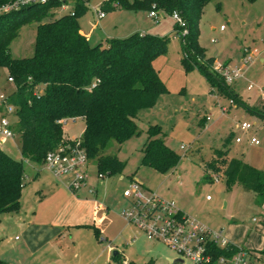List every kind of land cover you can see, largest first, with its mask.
Returning a JSON list of instances; mask_svg holds the SVG:
<instances>
[{
  "label": "rangeland",
  "instance_id": "rangeland-1",
  "mask_svg": "<svg viewBox=\"0 0 264 264\" xmlns=\"http://www.w3.org/2000/svg\"><path fill=\"white\" fill-rule=\"evenodd\" d=\"M105 1L89 0L86 11L78 18L81 28L89 34L90 43L109 44L111 39L136 32L169 36L168 51L153 62L168 92L160 95L153 108L140 111L139 135L123 144L112 141L106 149L105 153L116 154L124 162L121 173L106 174L99 179L96 161H90L88 184L97 188L95 194L83 188L77 195L66 183L54 179L43 164L24 160L23 206L17 214L1 215L0 251L12 259V264H40L28 258L26 248L23 255L21 248L15 246L27 238L24 226L29 224L33 244L38 245L37 257L41 260V254L43 261L52 260L55 264H114L117 259L109 247L119 251L118 260L128 258L136 264H193L190 260L171 262L170 259L179 257L177 251L148 240L135 227L127 225L121 211L129 206L124 192L130 188L132 179L146 190L176 201L179 207L185 206L190 212L188 215L210 228L225 233L233 223L245 230L249 240L254 239L255 244H259L264 237L260 229L264 226V200L209 165L216 154L223 151L227 158L243 159L264 171V117L248 112L243 104L231 107V98L218 89L213 91L204 70L195 64L187 68L183 61L186 56L184 38L175 34L176 21L172 13L159 10V20H156L148 16V9L116 5L99 22L96 8H101ZM69 9V6L57 9V17ZM37 25L31 22L22 26L10 45L14 58L33 56ZM199 27V42L206 58L215 59L214 66L242 67L244 47L256 51L251 62L242 67V78L230 86L238 84L239 95L264 115V101L259 93V88L264 86V62L259 60L260 56L264 57V0H210L204 7ZM8 75V69L0 67V92L6 95L16 87L8 80ZM251 84L253 88L248 89ZM221 106L228 111L222 113ZM244 120L253 124L248 132L240 128ZM154 124L162 127L164 141L179 156L177 164L168 171L143 163L148 129ZM84 127L82 118L67 119L64 123V130L71 139L80 138ZM230 133L234 135L225 143ZM238 134L243 137L240 143L235 140ZM252 136L259 140L258 144L251 142ZM0 146L21 159L19 136L14 140L0 139ZM42 177H48L49 186L41 183ZM207 196L212 200L208 201ZM99 202L111 207L107 212L95 214V205ZM44 231H50L55 238L42 242L48 236L41 234ZM136 236L138 239L133 241Z\"/></svg>",
  "mask_w": 264,
  "mask_h": 264
},
{
  "label": "trees",
  "instance_id": "trees-1",
  "mask_svg": "<svg viewBox=\"0 0 264 264\" xmlns=\"http://www.w3.org/2000/svg\"><path fill=\"white\" fill-rule=\"evenodd\" d=\"M12 1L0 0V6ZM209 1L106 0L102 8L106 12L116 5L157 12L179 11L187 21L188 32L181 36L187 68L197 65L205 71L213 91L218 89L237 104L245 105L230 84L210 70L215 59L206 58L199 42L200 20ZM86 2L48 0L0 14V67L8 69V77L13 78L16 86L9 101L17 107L11 127L20 138L21 153V159H17L0 146V221L3 213L21 210L26 177L24 160L43 164L50 151L69 141L61 120H84L80 138L88 158L96 161L99 173L112 176L121 173L125 164L118 155L105 153L109 144L112 141L123 144L139 135L140 111L153 108L160 95L168 92L153 62L168 51L170 37L136 32L111 39L109 44L92 45L81 32L78 19L86 11ZM68 6L69 11L57 17V9ZM31 22L38 23L34 54L14 58L10 45L22 26ZM181 29L176 23L175 34L179 35ZM190 59L194 62L189 63ZM202 60L205 62H199ZM251 110L262 113L258 108ZM163 134L160 125L149 126L143 163L168 171L177 164L179 156L164 141ZM233 135L230 133L225 143ZM209 166L223 172L230 181H239L243 188L256 192L264 200V171L243 159L227 158L223 151L216 154ZM210 250L213 260L203 264H219L221 256L232 258L239 251L234 244L228 248L211 245Z\"/></svg>",
  "mask_w": 264,
  "mask_h": 264
},
{
  "label": "built area",
  "instance_id": "built-area-1",
  "mask_svg": "<svg viewBox=\"0 0 264 264\" xmlns=\"http://www.w3.org/2000/svg\"><path fill=\"white\" fill-rule=\"evenodd\" d=\"M47 1L13 0L0 6V14L19 9L22 6ZM88 2L89 0L86 3ZM106 14L102 7L96 8L98 20L104 18ZM149 15L159 20V13L155 9L151 10ZM172 16L182 28L179 35L184 36L187 34V21L181 13L175 10ZM255 52L250 47H244L242 67L251 62ZM212 67L228 84L243 76L242 67L231 68L228 65H212ZM8 80L10 82L14 81L12 77H8ZM248 88L251 89L252 84ZM260 91L264 99V88H261ZM230 103L231 106L237 105L232 98ZM16 109L17 107L9 101V95L0 92V139L3 141L14 140L16 137L11 127ZM221 111L225 113L228 108L221 106ZM209 119L210 116L207 117V120ZM66 121L67 119H63L60 122L64 124ZM252 127L253 124L247 120L242 121L240 124L243 132H248ZM235 140L240 143L243 137L236 136ZM251 142L258 144L259 140L252 136ZM90 161L81 138H69V141L62 143L57 149L46 155L43 166L53 177L66 183L73 193H78L88 185ZM97 175L99 179L106 176V174L99 172H97ZM215 180H218V178ZM89 191L95 194L97 189L93 186L89 187ZM124 195L129 200V206L121 211V216L127 224L135 227L149 240L161 242L177 251L180 256L185 258V261L190 260L193 264L210 263L213 260V254L210 250L211 245L228 248L229 245L234 244L239 251L232 258L221 256L218 259L219 264H264V261H260L255 253L231 241L222 230H214L191 217L181 210L176 201L166 199L154 191L146 190L134 179H132L130 188L124 192ZM207 199H211V197L208 196ZM95 209L107 212L109 207L99 202L95 205ZM108 249L110 252L113 251L112 247ZM0 264H2L1 261ZM114 264H130V260L124 258L114 262Z\"/></svg>",
  "mask_w": 264,
  "mask_h": 264
},
{
  "label": "crops",
  "instance_id": "crops-1",
  "mask_svg": "<svg viewBox=\"0 0 264 264\" xmlns=\"http://www.w3.org/2000/svg\"><path fill=\"white\" fill-rule=\"evenodd\" d=\"M66 8V7H65ZM148 16H150V15H148ZM153 18V17H152ZM99 22L101 21V19L100 20H98ZM81 32L83 33V34H85L86 35V37L89 39V34H87L82 28H81ZM259 60L261 61V62H264V57L263 56H260L259 57ZM244 75V74H243ZM242 78V77H241ZM238 85V84H237ZM237 85H234L233 86V84H232V89L234 90V92L235 93H237L238 94V96H240V98L242 99V100H244V103H245V105H244V107L246 108V110L248 111V112H251V110H249V109H251V108H255V107H252V104L251 103H248L245 99H244V97L243 96H241V95H239V93H238V88H237ZM252 88H253V86H252ZM251 88V89H252ZM261 88H264V86L263 87H260L259 88V93H260V98L264 101V99H263V97H262V93H261V91H260V89ZM249 89V88H248ZM231 107H233V106H231ZM251 113H253V112H251ZM85 128V127H84ZM65 135L68 137V135L66 134V132H65ZM237 136H239V134L237 135ZM241 136V135H240ZM6 141V140H5ZM243 141V140H242ZM39 174V173H38ZM52 176V175H51ZM53 177V176H52ZM48 177H42V184L43 185H47V186H49V182H48V179H47ZM54 179H56L55 177H54ZM121 179L123 180V179H125V177L122 175L121 176ZM56 180H58V179H56ZM50 181V180H49ZM63 182V181H62ZM64 183V182H63ZM87 188H89V184L86 186V188L84 187V189H83V191H86V189ZM97 189V188H96ZM79 194V192L77 193V195ZM208 197V196H207ZM22 199H23V192H22V197H21V208H22V206H23V204H22ZM208 201H211L212 200V198L211 199H207ZM109 205V204H108ZM109 208L111 207L110 205L108 206ZM180 208H181V210L183 211V212H185L186 214H188V213H190L189 212V210L185 207V206H180ZM21 211V210H20ZM19 211V212H20ZM19 212H17V213H19ZM98 212H103V211H100V210H96L95 209V214H98ZM16 213V214H17ZM4 214H7V213H3L2 215H4ZM18 219V218H17ZM124 219V218H123ZM2 220V219H1ZM1 222V221H0ZM128 225V224H127ZM80 226H82V225H80ZM261 230H262V233L264 234V226H263V228L261 227L260 228ZM24 230H25V232H27V238L25 239V240H23L22 242L23 243H20V244H15V246L16 247H20L21 249H20V251H21V253L24 255L25 253H23V250H24V248H26V253H28L29 255H28V258H30V257H32V260L31 261H33V262H39L40 264H55L56 262L55 261H52V260H46V261H43V255H41L40 254V256H41V260H39V253H37L38 252V245H34L33 244V236L31 235V230H30V225L28 224V225H25L24 226ZM100 231V230H99ZM98 231V232H99ZM226 233V235L231 239V241H233L234 243H236V244H238V245H240V246H242V247H244V248H247V249H249V250H251V251H254V253H255V255H256V257L260 260V261H264V253H260V249H263L264 250V237H263V239L262 240H260L259 241V244H255V242H254V239H251V240H249L248 238H250L249 236L248 237H246V232H245V230L241 227V226H238V225H236V224H231L228 228H227V231L225 232ZM42 235L43 234H48V236H45V238L44 239H42L41 241L42 242H47V241H51L52 239H54L55 237L54 236H52L51 235V233H50V231H44V232H42L41 233ZM55 234V233H54ZM139 234H141L140 232H139ZM146 237V236H145ZM16 238H18V236H16ZM147 238V237H146ZM138 239V236H136V237H134V239H133V241H136ZM149 240V239H148ZM152 241V240H151ZM154 242H157V241H154ZM41 243V242H40ZM256 245V246H255ZM23 247V248H22ZM115 251H117V254L115 255L114 254V252ZM113 257L114 256H117L118 254H119V251L118 250H114L113 249ZM37 255H38V257H37ZM118 257H119V255H118ZM179 257H180V255H179ZM114 259H117V260H115V261H119L118 260V258H114ZM173 259H170V261H172ZM0 261L2 262V264H12V259L11 258H9V257H7L6 255H5V252L4 251H0ZM183 262H185V261H183ZM22 263H25V261H23ZM26 263H28V261H26ZM38 264V263H37ZM130 264H136L135 262H133V261H131L130 260Z\"/></svg>",
  "mask_w": 264,
  "mask_h": 264
},
{
  "label": "water",
  "instance_id": "water-1",
  "mask_svg": "<svg viewBox=\"0 0 264 264\" xmlns=\"http://www.w3.org/2000/svg\"><path fill=\"white\" fill-rule=\"evenodd\" d=\"M249 110H251V109H249ZM251 112H253L254 114L259 115L261 117H264L263 113H261V112H258V111H255V110H251ZM114 254L116 255L117 254V251H115ZM178 261L183 262V261H185V258L182 257V256H180V257L172 260L171 262L175 263V262H178Z\"/></svg>",
  "mask_w": 264,
  "mask_h": 264
}]
</instances>
